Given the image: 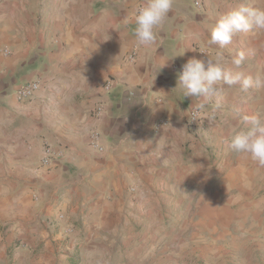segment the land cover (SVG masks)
Instances as JSON below:
<instances>
[{
    "label": "crops",
    "instance_id": "obj_1",
    "mask_svg": "<svg viewBox=\"0 0 264 264\" xmlns=\"http://www.w3.org/2000/svg\"><path fill=\"white\" fill-rule=\"evenodd\" d=\"M143 2L0 0V264H47V251L60 250L51 240L73 236L78 220L117 216L168 180L172 191L194 192L178 200L192 207L176 215L174 264H187L188 248L197 253L190 264H264V167L226 143L243 116L264 119V88L223 85L219 109L215 99L198 109L192 129L200 101L182 95L173 70L190 58L207 65L219 47L207 45L216 19L264 0H173L147 51L124 23ZM221 51L243 53L244 73L264 76V31L238 33ZM30 81L39 89L17 100Z\"/></svg>",
    "mask_w": 264,
    "mask_h": 264
},
{
    "label": "clouds",
    "instance_id": "obj_2",
    "mask_svg": "<svg viewBox=\"0 0 264 264\" xmlns=\"http://www.w3.org/2000/svg\"><path fill=\"white\" fill-rule=\"evenodd\" d=\"M172 8L173 0H144L143 3L133 5L124 23L134 25V45L145 51L153 49L158 40L157 30L162 27ZM253 30L264 31V7L240 3L220 15L210 30L207 45L219 46L215 57L207 65L204 60L197 58H190L182 65L176 88L184 97L199 100L197 109L206 107L214 99L216 103L213 111L219 109L218 98L223 85L239 84L245 90L264 88V76L253 78L241 69L245 59L243 53L229 58L221 51L232 42L236 34ZM166 62L167 59L162 61V68ZM258 111L264 112V108ZM242 123L244 127L227 139L228 148L264 167V119L258 115H245Z\"/></svg>",
    "mask_w": 264,
    "mask_h": 264
},
{
    "label": "rangeland",
    "instance_id": "obj_3",
    "mask_svg": "<svg viewBox=\"0 0 264 264\" xmlns=\"http://www.w3.org/2000/svg\"><path fill=\"white\" fill-rule=\"evenodd\" d=\"M170 183L168 180L167 187L158 191L147 190L141 203L125 210L120 208L117 216L97 218L95 214L86 222V229L78 220L75 225L79 230L73 236L51 240L57 246L60 244V250L47 251V264H157L160 261L174 264L173 247L177 239L173 236L183 224V219L180 220L183 216L177 220L176 215H189L192 207L179 204L178 200L193 197L194 192L188 188L172 191L168 187ZM157 193L161 197L159 201L152 198ZM187 250L185 261L190 264L197 253Z\"/></svg>",
    "mask_w": 264,
    "mask_h": 264
},
{
    "label": "built area",
    "instance_id": "obj_4",
    "mask_svg": "<svg viewBox=\"0 0 264 264\" xmlns=\"http://www.w3.org/2000/svg\"><path fill=\"white\" fill-rule=\"evenodd\" d=\"M197 4V3H196ZM199 54L200 55H206L207 54V50L204 48H199L198 49ZM133 56L130 57V59H132ZM182 68V65L179 66H175L174 67V71H180ZM115 82L113 80H107L105 81V83L103 84V89L105 92H109L111 91V89L113 88ZM39 89V83L37 81H30L27 82L25 84H23L22 86L16 88L14 90V96L17 100H24V99H29L31 98L36 91ZM101 111V108H97V113H99ZM203 119V114L201 113L200 110L198 109H192L189 112L188 118H187V122L186 125L189 128H195L198 125H200V122ZM91 138V144L93 145V147L96 150L102 151V147L100 146V139L99 136L97 134H91L90 136ZM52 157V150L50 149L49 146H45L44 147V151H43V158L41 160V163L43 165H47L50 161Z\"/></svg>",
    "mask_w": 264,
    "mask_h": 264
}]
</instances>
